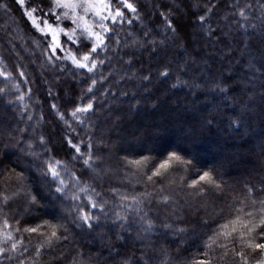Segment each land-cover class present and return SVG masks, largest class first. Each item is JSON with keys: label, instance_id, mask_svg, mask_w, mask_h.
Masks as SVG:
<instances>
[{"label": "trees", "instance_id": "1", "mask_svg": "<svg viewBox=\"0 0 264 264\" xmlns=\"http://www.w3.org/2000/svg\"><path fill=\"white\" fill-rule=\"evenodd\" d=\"M130 2L138 11H126L114 25L108 22L113 31L106 47L93 54L98 62L91 72L58 64L54 57L50 61L56 68L32 64L10 25L19 28L20 36L34 34L28 19L14 0H6V7L0 2V207L4 197L11 198L0 212V264H118L115 250L139 257L142 245H149L142 250L150 264H191L203 259L217 226L235 216L248 195L246 185L264 186V0ZM21 38L32 49L31 37ZM89 101L92 110L79 113V119L72 116L75 107ZM69 138L82 153L91 138L101 159L85 166ZM172 150H182L192 166L173 167L149 181L145 172L151 175ZM142 156L152 161L139 170L125 160ZM49 158L64 161L67 170H60L69 182L67 192L80 200L55 192L58 181L43 170ZM107 161L110 171L101 169ZM13 169L23 179L5 184V170ZM212 170L226 182L222 193L209 188L202 195L188 187L199 173ZM18 189L23 192L16 195ZM28 191L37 196L35 203L24 195ZM162 195L171 197L168 204L160 202ZM88 196L107 202V216L86 208L100 216L92 230L73 223L75 205L86 206ZM255 198L264 193L257 191ZM114 212L129 216L124 229L121 221L113 223ZM144 213L155 221L146 239L139 220ZM45 221L65 225L68 239L37 256L43 237L24 228ZM9 231L13 240L6 239ZM16 240L23 243L12 249ZM220 252H210L211 264H241L231 252L221 259Z\"/></svg>", "mask_w": 264, "mask_h": 264}, {"label": "snow or ice", "instance_id": "2", "mask_svg": "<svg viewBox=\"0 0 264 264\" xmlns=\"http://www.w3.org/2000/svg\"><path fill=\"white\" fill-rule=\"evenodd\" d=\"M21 6H25V0H18ZM25 15L28 16L32 25L39 30L45 36H50L52 44L50 48L53 52L60 50L64 47V42L69 44V58L72 63L80 68H87L91 72L97 65V59L93 55L97 53V50L104 46L106 47L107 34L113 31V28L109 26L108 22L111 24H116L118 21H122L126 15V11H131L133 13L137 12L136 6L130 2V0H39V3L35 7L28 5ZM45 7L47 12L44 11ZM40 13L41 16H37ZM243 16V12H241ZM90 17H95L96 19L90 20ZM201 21L204 20V16H200ZM39 21V22H38ZM131 23V21H129ZM171 23V22H169ZM75 48V53L72 49ZM51 59V58H50ZM167 75V71L162 73ZM7 75V74H5ZM23 75V73H21ZM96 81L93 80L92 84ZM91 87L88 89L90 92ZM4 91L0 89V92ZM23 100V96L19 97ZM53 108L56 105H52ZM94 108V105L89 101L84 106H77L72 111V116L79 119V113H87ZM61 119H63V114ZM31 119V117H29ZM68 127V121H64ZM80 123H83L81 120ZM73 131H75L73 129ZM41 144H45L46 140L44 136H40ZM67 143L75 150L76 153L84 156L83 164L89 168L93 166V162L100 160L101 157L95 155L93 148L94 145L89 138V142L85 144L88 152L82 153L81 146L78 143H74L71 138L68 139ZM83 143V141H81ZM102 143V142H101ZM36 155L35 153H30ZM129 165H134L138 170L142 167H147V165L152 161L150 156H142L139 160H127ZM192 160L187 159L182 153V150H172L168 151L166 158H164L159 164H156L151 169V175L147 176L149 181L153 180V177H161L168 172V170L173 167H183L190 168L192 166ZM67 170V166L62 160H55L54 158H49L44 161V174L49 176L52 180L58 181L55 188V192L59 194L61 198L71 199L72 201L80 200V196L77 193H72L70 196L67 192L68 181H66L61 175V168ZM15 170H5V176L3 177V182L7 184L12 179L22 180V173H15ZM75 175L74 173L72 174ZM75 179H79L75 177ZM226 182L223 180L222 176L215 170L203 171L197 175L195 179H192L188 187L192 190H198L199 194L206 195L207 190L211 188L214 191L223 192L226 187ZM90 187V186H89ZM247 196L240 200L241 207L235 209V216L232 219L227 220L224 224L218 225L217 229L212 232L208 237V241L205 243V251L202 253L203 259L193 260L191 264H211V259H209L210 252L215 249H220V258L224 259L228 257L231 252L234 257H239L241 264H264V198L256 199L255 193L259 191L264 193V186L257 189L255 186L246 185ZM87 188H81L80 192H86ZM91 191L95 193V189L92 188ZM112 191H116L113 189ZM23 192V189H18L16 195ZM24 195L28 197L30 203H35L37 201V196L31 191L24 192ZM98 196L99 193H96ZM144 195H148L145 193ZM11 198L4 197L3 207H0V212L7 207L8 202ZM123 200H127L128 197H122ZM250 199V203H246V200ZM134 203L139 204L136 201V197H132ZM171 197L168 195H162L160 197V202L163 204H168ZM106 201L104 203H99L97 200L93 199L92 196H88V204L75 205V218L73 223L77 227H86L88 230H92L95 226H99L100 216L96 215L94 212L87 211L86 208L96 209L103 213L105 216L108 213L105 210ZM134 211L138 213L142 209L134 208ZM115 219L113 223L121 221L119 227L121 229L125 228V223L129 220L128 215H121L120 212L113 213ZM139 220L142 222V231L147 234L152 233L155 230V221L147 216V213L139 215ZM78 222V223H77ZM19 223V221H17ZM4 224L7 226V219L4 220ZM165 228H171V225H163ZM48 231H43L44 228ZM63 230V231H61ZM17 232L20 229H16ZM25 232L38 234L43 237L42 242L36 248V254L39 256L41 254V249L48 247L51 248L53 245L59 243L61 240H67L68 229L63 224H50L45 221L43 224H38L35 227L24 228ZM180 232H184L185 229H179ZM6 239L13 240L11 232H6ZM118 240H123L124 237L117 236ZM23 243L22 240H16L12 243V249H15L18 244ZM231 245V247H230ZM239 245V248H237ZM149 245H142L140 250L141 254L139 257L135 253L132 255H127L122 253L119 249L115 250V255L120 257L118 264H150L151 257L144 258L143 247ZM123 248V245H121ZM2 251V249H0ZM111 255V250H110ZM74 264H79V261H74ZM163 264V262H162Z\"/></svg>", "mask_w": 264, "mask_h": 264}, {"label": "rangeland", "instance_id": "3", "mask_svg": "<svg viewBox=\"0 0 264 264\" xmlns=\"http://www.w3.org/2000/svg\"><path fill=\"white\" fill-rule=\"evenodd\" d=\"M5 1L6 0H0L1 5H3L5 3ZM14 2L17 4V9L19 12H21V15H23V12L25 15V12L27 10L26 6L31 5V6L35 7L36 4L39 3V0H25V6H21L18 3V0H14ZM3 7H6V4H4ZM44 11L47 12L46 7H45ZM2 12L5 14L3 9H2ZM37 16L39 17V16H41V14L37 13ZM25 17L28 19V23L30 24L31 28L33 29L34 34L32 32L31 33L25 32V33H23L25 35H21V36H26V37L30 36L31 37V43H33L32 49L26 47L27 43L23 42L24 40L20 36L19 28H17V27L15 28L14 23L10 24V25H11L14 37H16L15 39L18 41V44L20 45V47H22V50L24 51L25 55H28L29 57H31L32 64H35V65L38 64L43 69L49 68L52 66H53V68H56L54 66V64H52L53 62H51L52 60H55L58 64H63V63L65 64L66 63V64H72V65L76 66L75 64L72 63L71 59L69 58V52H68L69 44L66 41L64 42V47L62 49L57 50L56 52H53L50 48V45L52 44L51 37L45 36L44 34H42L39 30H37L32 25L28 16L25 15ZM94 19H96V18L90 17V20H94ZM10 20H12V19H10ZM9 23L10 22H8L6 24H9ZM35 34H36V37L34 36ZM72 51H73V53H75L74 49H72ZM52 57H54V58L51 60L50 58H52ZM29 64H31V63H28V67H29ZM28 67H24V68H28ZM35 123L33 124V126L35 128H38V124H35ZM107 132L108 131H104L103 134H107ZM105 168H107V169H105ZM101 169L102 170L105 169L106 171H110V164L108 163V161L106 163H104L103 166H101ZM111 173H112V171H111Z\"/></svg>", "mask_w": 264, "mask_h": 264}]
</instances>
